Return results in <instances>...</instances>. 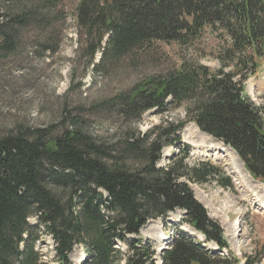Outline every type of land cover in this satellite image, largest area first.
<instances>
[{
	"label": "trees",
	"instance_id": "16d2710c",
	"mask_svg": "<svg viewBox=\"0 0 264 264\" xmlns=\"http://www.w3.org/2000/svg\"><path fill=\"white\" fill-rule=\"evenodd\" d=\"M2 16L0 55L17 48L21 28L45 24L33 8ZM75 17L91 57L101 50V58L116 60L156 41L187 45L209 30L222 43L219 66L183 63L114 98L128 120L183 106V122L128 129L114 142L94 138L76 117L69 128L22 125L0 135V264H42L36 243L43 234L63 264L77 245L85 255L81 264H156L152 245L137 235L175 209L184 210L181 222L203 240L178 230L161 264H238L219 254L229 250L224 230L188 183L232 189L231 178L209 158L188 165L181 130L195 123L233 149L264 184V103L256 105L244 92L264 57V0H79ZM166 147L179 153L158 166ZM130 236L137 237L122 253L117 243Z\"/></svg>",
	"mask_w": 264,
	"mask_h": 264
},
{
	"label": "rangeland",
	"instance_id": "374dc122",
	"mask_svg": "<svg viewBox=\"0 0 264 264\" xmlns=\"http://www.w3.org/2000/svg\"><path fill=\"white\" fill-rule=\"evenodd\" d=\"M78 2L0 0V21L3 14L24 8H33L45 19V24L33 23L21 28L17 48L0 55V135L22 125L37 128L52 124L59 130L63 125L69 128L70 121L76 117L79 126L94 138L114 142L128 129L146 132L165 121L183 122L186 119L183 106L161 112L149 109L137 121L128 120L120 113L114 98L144 78L164 74L183 63H199L215 69L219 66L217 53L222 45L215 34L205 30L187 45L156 41L120 59L107 61L101 58V50L91 57L86 49L84 32L75 17ZM257 62L255 73L244 83L245 94L256 105L264 103V57ZM192 125L195 124L187 122L181 130L182 142L189 146V155L184 161L191 166L199 159L209 158L229 174L233 184V188L227 190L215 182H188L195 198L203 204L207 214L221 224L229 244L227 253L232 254L238 264H243L246 258L250 262L254 260V264H264L262 181L245 169L230 148ZM178 150L164 148L157 165L168 164ZM242 170L248 180L243 178ZM179 214L176 209L164 218L149 220L137 235L152 245L156 264H159L160 250L167 247L168 238L177 234L179 226H188L179 221ZM235 220L239 222V229ZM30 221L33 222V218ZM137 236L118 242L117 247L125 253L127 243ZM36 249L41 254L42 264H63L55 256L50 236L40 235ZM83 253L80 245L75 246L69 264H81ZM224 253V250L219 252Z\"/></svg>",
	"mask_w": 264,
	"mask_h": 264
},
{
	"label": "bare ground",
	"instance_id": "6f19581e",
	"mask_svg": "<svg viewBox=\"0 0 264 264\" xmlns=\"http://www.w3.org/2000/svg\"><path fill=\"white\" fill-rule=\"evenodd\" d=\"M193 126V125H192ZM195 129H196V126L194 125L193 126ZM189 130H191V128L189 129ZM192 131V130H191ZM193 132V131H192ZM196 146V145H195ZM198 146V145H197ZM200 146V145H199ZM213 146V145H212ZM221 149H223V150H225L223 147H220ZM227 148H229V147H227ZM219 150V149H218ZM231 150V149H230ZM234 153V152H233ZM232 154V153H231ZM238 161V160H237ZM239 165H241L240 163H239ZM241 168H242V166H241ZM243 169V168H242ZM242 172H243V178L244 179H249V177H248V175H247V173H244V170H242ZM234 224H233V229H234ZM225 252H227L226 250H224Z\"/></svg>",
	"mask_w": 264,
	"mask_h": 264
}]
</instances>
